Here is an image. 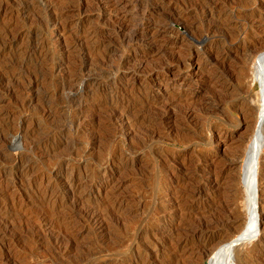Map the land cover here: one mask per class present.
I'll return each instance as SVG.
<instances>
[{
	"label": "rangeland",
	"instance_id": "374dc122",
	"mask_svg": "<svg viewBox=\"0 0 264 264\" xmlns=\"http://www.w3.org/2000/svg\"><path fill=\"white\" fill-rule=\"evenodd\" d=\"M43 1L0 0V264H209L260 128L233 264H264V0Z\"/></svg>",
	"mask_w": 264,
	"mask_h": 264
},
{
	"label": "bare ground",
	"instance_id": "6f19581e",
	"mask_svg": "<svg viewBox=\"0 0 264 264\" xmlns=\"http://www.w3.org/2000/svg\"><path fill=\"white\" fill-rule=\"evenodd\" d=\"M31 1V0H30ZM43 1V0H42ZM48 1V0H47ZM62 1H64V0H62ZM74 1V0H73ZM79 1V0H78ZM211 1V0H210ZM12 3H13V1H11ZM16 2V1H15ZM28 2V1H27ZM40 2V1H39ZM19 3V2H18ZM17 3V4H18ZM32 3H34V2H32ZM43 3H44V1H43ZM179 3V2H178ZM203 3V2H202ZM36 4V3H35ZM41 5H42V3H40ZM48 4V3H47ZM64 4H65V2H64ZM67 4V3H66ZM148 4V3H147ZM192 4V3H191ZM56 5H57V0H54V1H52L50 4H49V6L50 7H56ZM201 5V4H200ZM18 6V5H17ZM204 6V5H203ZM27 7V6H26ZM38 7V6H37ZM36 7V8H37ZM43 7H44V5H43ZM195 7V6H194ZM220 7V6H219ZM20 8V7H19ZM31 8V7H30ZM47 8H48V6H47ZM218 8V7H217ZM22 9H25V8H22ZM42 9V8H41ZM28 11V10H27ZM26 11V12H27ZM43 11V10H42ZM200 11V10H199ZM40 12V11H39ZM51 12V11H50ZM32 13H34V12H32ZM35 14V13H34ZM37 14V13H36ZM35 14V15H36ZM51 14V13H50ZM24 15H26V14H24ZM28 15V14H27ZM42 15H43V12H42ZM37 16V15H36ZM57 16V15H56ZM175 16V15H174ZM178 16V15H177ZM210 16V15H209ZM32 17V16H31ZM41 17V16H40ZM48 17V16H47ZM41 18H43V17H41ZM51 18H52V16H51ZM177 18H179V17H177ZM246 18V17H245ZM53 19V18H52ZM57 19V18H56ZM172 19V18H171ZM170 19V20H171ZM43 20V19H42ZM178 20H180V19H178ZM221 21V20H220ZM53 22H55V21H53ZM174 22V21H173ZM215 22V21H214ZM44 23V22H43ZM36 24V23H35ZM49 24V23H48ZM44 25V24H43ZM119 25V24H118ZM8 26V25H7ZM120 26V25H119ZM121 27V26H120ZM123 29V28H122ZM2 30V29H1ZM6 30V29H5ZM117 30V29H116ZM7 32V31H6ZM5 32V33H6ZM8 32H10V30L8 31ZM3 34V33H2ZM91 34V33H90ZM137 34V33H136ZM9 35V34H8ZM123 35V34H122ZM5 36V35H4ZM124 36H126V35H124ZM0 37H2V36H0ZM124 38H126V37H124ZM138 38V37H137ZM3 39V38H2ZM4 39H7V38H4ZM33 39V41L35 40L34 38H32ZM76 39V38H75ZM114 39V38H113ZM128 39V38H127ZM8 40V39H7ZM36 40H38V39H36ZM125 40V39H124ZM9 41L11 42V40L9 39ZM76 41V40H75ZM74 41V42H75ZM83 41V40H82ZM27 43V42H26ZM2 44V43H1ZM35 44V43H34ZM103 45V44H102ZM22 49H23V47H22ZM66 50V49H65ZM46 51V50H45ZM2 53V52H1ZM42 53V52H41ZM45 53H47V52H45ZM39 54V53H38ZM44 54V53H43ZM69 54V53H68ZM29 55V54H28ZM72 55V54H71ZM41 56V55H40ZM29 57V56H28ZM42 57H43V55H42ZM41 58V57H40ZM83 58V57H82ZM86 58V57H85ZM39 59V58H38ZM40 60V59H39ZM42 60H44V59H42ZM49 60V59H48ZM81 60V59H80ZM87 60V59H86ZM89 60V59H88ZM177 60V59H176ZM176 60H174V62L176 61ZM182 60V59H181ZM14 61V60H13ZM93 61V60H92ZM183 61H186V60H182V61H176L177 62V66L178 67H183V65H184V62ZM258 61V66H255L256 67V69H254V71H255V73H254V75H253V78H252V80L253 81H257V83L259 84V93H260V95H261V97H262V106H263V108H264V78H263V71H264V53H262V54H260V56H259V59L257 60ZM43 62V61H42ZM78 62V61H77ZM83 62H85V61H83ZM82 62V63H83ZM175 62V63H176ZM81 63V62H80ZM16 64V63H15ZM23 64V63H22ZM39 64V63H38ZM37 64V65H38ZM44 64V63H43ZM68 64H70V63H68ZM73 64V63H72ZM20 65V64H19ZM71 65V64H70ZM75 65V64H74ZM91 65V64H90ZM92 65H93V63H92ZM257 65V64H256ZM16 66V65H15ZM40 66V65H39ZM73 66V65H72ZM71 66V67H72ZM86 66V65H85ZM95 66V65H94ZM78 67V66H77ZM185 67V66H184ZM254 67V68H255ZM68 68V67H67ZM67 68H65V69H67ZM96 68V67H95ZM3 69V68H2ZM76 70V69H75ZM21 71H23V70H21ZM34 71V70H33ZM39 71H40V69H39ZM38 71V72H39ZM43 71V70H42ZM45 71V70H44ZM66 71H68V70H66ZM74 71V70H73ZM85 71H88V70H85ZM90 71H92V69L90 68ZM23 73V72H22ZM87 73V72H86ZM44 74V73H43ZM85 74V73H84ZM97 74V73H96ZM253 74V73H252ZM2 75V74H1ZM10 75V74H9ZM40 75H42V74H40ZM95 75V74H94ZM43 76V75H42ZM41 76V77H42ZM89 76V75H88ZM33 77V76H32ZM70 77H72L71 75H70ZM68 78V77H67ZM90 78V77H89ZM6 79V78H5ZM72 79V78H71ZM14 80H15V78H14ZM28 80V79H27ZM36 80V79H35ZM43 80V79H42ZM62 80V79H61ZM79 80H81V79H79ZM91 80H93V79H91ZM123 80V79H122ZM67 81V80H66ZM69 81V80H68ZM67 81V82H68ZM75 81H77V80H75ZM88 81V80H87ZM94 81V80H93ZM30 82V81H29ZM71 82V81H70ZM74 82V81H73ZM27 83V82H26ZM64 83V82H63ZM84 83V82H83ZM92 83V82H91ZM69 84V83H68ZM79 84V83H78ZM120 84V83H119ZM25 85V84H24ZM63 85V84H62ZM76 85V84H75ZM83 85V84H82ZM85 85V84H84ZM95 86V85H94ZM13 87V86H12ZM65 87V86H64ZM65 88H67V87H65ZM76 88H78V87H76ZM79 88H80V86H79ZM78 88V89H79ZM72 89V88H71ZM82 89V88H81ZM77 90V89H76ZM80 91V90H79ZM83 91V90H82ZM68 93H71V92H68ZM76 93V92H75ZM78 93V92H77ZM100 93V92H99ZM165 93V92H164ZM175 93V92H174ZM57 94V93H56ZM166 94V93H165ZM110 98V97H109ZM72 99H73V97H72ZM78 100V99H77ZM187 100V99H186ZM71 102V101H70ZM101 102V101H100ZM103 102V101H102ZM108 102V101H107ZM155 102V101H154ZM191 103V102H190ZM101 104V103H100ZM148 104V103H147ZM188 104V103H187ZM153 105V104H152ZM189 105V104H188ZM102 106V105H101ZM160 106V105H159ZM164 106V105H163ZM150 107V106H149ZM192 107V106H191ZM162 108V107H161ZM167 108V107H166ZM165 108V109H166ZM185 108V107H184ZM187 109V108H186ZM104 110V109H103ZM155 110V109H154ZM264 110V109H263ZM45 111V110H44ZM46 111H48V110H46ZM114 111H115V109H114ZM167 111V110H166ZM165 111V112H166ZM177 111V110H176ZM184 111V110H183ZM42 112V111H41ZM182 112V111H181ZM189 112V111H188ZM111 113V112H110ZM138 113V112H137ZM169 113H170V111H169ZM44 114V113H43ZM117 114V113H116ZM185 114V113H184ZM114 115V114H113ZM123 115V114H122ZM146 115V114H145ZM164 115V114H163ZM169 115V114H168ZM187 115V114H186ZM189 115V114H188ZM115 116V115H114ZM120 116V115H119ZM127 116V115H126ZM173 116V115H172ZM178 116V115H177ZM190 116H191V114H190ZM125 117V116H124ZM174 117V116H173ZM160 118V117H159ZM165 118H167V117H165ZM164 119V118H163ZM159 120V119H158ZM163 121V120H162ZM263 121H264V116H263V118H262V120H260V123H259V128L262 126V123H263ZM160 122V121H159ZM115 123V122H114ZM116 124V123H115ZM157 124H158V122H157ZM159 126V125H158ZM168 128V127H167ZM18 129V128H17ZM20 129V128H19ZM112 129V128H111ZM14 130V129H13ZM149 130V129H148ZM158 130H160V129H158ZM151 131V130H150ZM17 132V131H16ZM156 132V131H155ZM155 134V133H154ZM158 134V133H157ZM41 136V135H40ZM152 137V136H151ZM39 138V137H38ZM38 138H36V139H38ZM157 138V137H156ZM30 139V138H29ZM34 139V138H33ZM33 141V140H32ZM44 141V140H43ZM263 140H262V130H261V128L260 129H258V131H257V133H256V136H255V141H254V144H253V146H252V148H250V149H248L247 151V157H246V161H245V165H244V172H243V184H244V187H245V191H246V193H247V201H248V208H249V214H250V219H249V221H248V223H247V228L244 230V231H242L241 233H239L238 234V238H235V239H226L224 242H222L221 243V245H219L218 247H216L215 248V251L212 253V255L210 256V260H209V264H233L234 262H235V254H236V248H237V245L239 244V242L241 243V242H243V241H245V240H247L248 239V237L251 235V233L252 232H254V231H256L257 230V226H258V219H257V216H256V199H255V190L257 189L256 188V165L258 164V160H257V156H258V152H259V150H260V147H261V144L263 143L262 142ZM35 142V141H34ZM39 142V141H38ZM44 143V142H43ZM35 144H36V142H35ZM39 144V143H38ZM34 145V144H33ZM41 145H43V144H41ZM33 147V146H32ZM35 147V146H34ZM36 148H34V150H35ZM226 157V156H225ZM21 159V158H20ZM23 160V159H22ZM15 162H17V161H15ZM64 163V162H63ZM13 164V163H12ZM28 165V164H27ZM14 166V165H13ZM16 166V165H15ZM27 167V166H26ZM21 168V167H20ZM30 169V168H29ZM25 172V171H24ZM23 172V173H24ZM176 186V185H175ZM67 188H68V186H67ZM70 188V187H69ZM176 188V187H175ZM183 188H185V187H183ZM220 187L217 185V181H214V183L212 184V186L211 187H209V190H210V192L211 193H216L217 192V190L219 189ZM74 189V188H73ZM173 189V188H172ZM173 192H174V190H173ZM175 192H177V191H175ZM223 201V200H222ZM227 201V200H226ZM233 201L232 200H230V201H228V202H224V203H222V206H220V208H222L223 206H225V208L227 207V206H229L231 203H232ZM219 203V202H218ZM217 204V203H216ZM112 205V204H111ZM207 205V204H206ZM215 205V202H213V203H211V205H210V209H212L213 208V206ZM113 206V205H112ZM182 207V206H181ZM208 207V206H207ZM88 208V207H87ZM91 209V208H90ZM92 210V209H91ZM179 210V209H178ZM181 210V209H180ZM212 210H214V209H212ZM86 211V210H85ZM224 211V210H223ZM88 212H89V209H88ZM92 212V211H91ZM91 212H90V215H91ZM204 212V211H203ZM94 213H96V212H94ZM189 213V212H188ZM83 214H85V213H83ZM87 214V213H86ZM89 214V213H88ZM233 214V213H232ZM219 215V214H218ZM229 216V218H230V220L232 219V217L230 216V215H228ZM236 217V216H235ZM87 218V217H86ZM196 218H198V217H196ZM223 218V217H222ZM89 219V218H88ZM191 219V218H190ZM93 220V219H92ZM205 221V220H204ZM200 222V221H199ZM202 222V221H201ZM220 223V222H219ZM200 224V223H199ZM224 224V223H223ZM208 225V224H207ZM206 225V226H207ZM202 226V225H201ZM230 226V225H229ZM198 227V226H197ZM210 228V227H209ZM212 228V227H211ZM213 229V228H212ZM206 235V234H205ZM211 238L213 237V236H215V233H210V235H209ZM206 237V236H205ZM216 237H217V235H216ZM191 239V238H190ZM206 239V238H205ZM221 240H222V238H221ZM209 241V240H208ZM223 241V240H222ZM215 243V242H214ZM217 243V242H216ZM211 244V243H210ZM192 245V244H191ZM201 245V244H200ZM205 245V244H204ZM188 247V246H187ZM200 247V246H199ZM201 247H203L202 245H201ZM179 248H181V244H180V247ZM178 249V248H177ZM184 249V248H183ZM183 249H182V251H183ZM179 250V249H178ZM194 250V249H193ZM180 252V251H179ZM197 252V251H196ZM185 253V252H184ZM188 255V254H187ZM191 256V255H190ZM181 257V256H180ZM173 259V258H172ZM180 259V258H179ZM179 259H178V261H179ZM182 260V259H181ZM177 262V261H176ZM181 262V261H180ZM148 263V262H147ZM173 263V262H172ZM174 264H175V262H174ZM181 264V263H180Z\"/></svg>",
	"mask_w": 264,
	"mask_h": 264
}]
</instances>
